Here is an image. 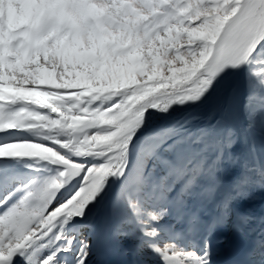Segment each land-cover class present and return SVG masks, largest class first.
<instances>
[{
    "label": "snow or ice",
    "instance_id": "6c2138e0",
    "mask_svg": "<svg viewBox=\"0 0 264 264\" xmlns=\"http://www.w3.org/2000/svg\"><path fill=\"white\" fill-rule=\"evenodd\" d=\"M257 191L264 0H0V264H264Z\"/></svg>",
    "mask_w": 264,
    "mask_h": 264
},
{
    "label": "bare ground",
    "instance_id": "6f19581e",
    "mask_svg": "<svg viewBox=\"0 0 264 264\" xmlns=\"http://www.w3.org/2000/svg\"><path fill=\"white\" fill-rule=\"evenodd\" d=\"M264 192L257 191L255 197L251 201L244 202L241 207L245 211H251L255 214L256 211H261L264 215ZM119 247L104 246L97 250L93 256V264H129L130 256H124ZM229 256L226 247L217 246V253L214 257L216 264L218 260Z\"/></svg>",
    "mask_w": 264,
    "mask_h": 264
},
{
    "label": "rangeland",
    "instance_id": "374dc122",
    "mask_svg": "<svg viewBox=\"0 0 264 264\" xmlns=\"http://www.w3.org/2000/svg\"><path fill=\"white\" fill-rule=\"evenodd\" d=\"M222 87H229V82H225L224 85H222ZM264 207V206H263ZM130 242L129 241H123V245L127 246ZM119 247V246H118ZM120 252V248L118 250Z\"/></svg>",
    "mask_w": 264,
    "mask_h": 264
}]
</instances>
